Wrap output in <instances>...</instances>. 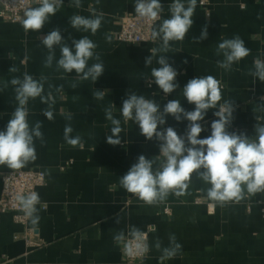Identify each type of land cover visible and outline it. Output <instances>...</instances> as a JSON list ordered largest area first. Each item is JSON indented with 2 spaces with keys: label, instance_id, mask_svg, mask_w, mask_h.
<instances>
[{
  "label": "crops",
  "instance_id": "obj_1",
  "mask_svg": "<svg viewBox=\"0 0 264 264\" xmlns=\"http://www.w3.org/2000/svg\"><path fill=\"white\" fill-rule=\"evenodd\" d=\"M160 2L163 12L153 29L171 15L172 0ZM134 13L135 0H81L79 8L73 0H64L39 32L25 31L22 24L0 18V130L6 128L17 106L13 78L22 79L24 73L36 80L45 77L44 95L51 92L55 101L52 120L42 114L48 105L39 97L28 101L29 125L41 122L43 141L34 140L36 159L23 169L45 175L44 184L37 189L40 219L33 225L28 217L27 225L22 226L14 222L11 213L0 212V264H264V193L222 206L207 199L209 185L194 173L184 195L170 193L163 202L148 205L119 183L140 154L152 158L159 151L158 143L145 139L135 122L123 119L120 110L129 92L161 106L179 100L186 110H192L194 105L183 96V86L194 77L212 75L220 81V103L234 102V119L228 130L254 135L256 118L264 122V82L249 72L256 58L264 60V0H207L205 6L196 0L194 23L184 39L170 41L169 50L157 51L147 66L145 58L152 55L151 49L161 47L160 38L139 44L117 40L119 18ZM74 15L102 16L101 26L95 34L75 29L70 23ZM204 26L208 38L196 42L194 37L200 36ZM57 28L63 44L71 46L73 40L87 36L97 45L88 65L102 62L104 73L95 82L57 68L60 46H54L52 66L45 67L49 53L41 41ZM236 35L244 40L250 54L230 70L222 69L217 65L223 60L217 55L218 44ZM160 55L167 56L178 71L179 87L167 95L151 76L152 68L160 67ZM11 67L17 71H9ZM97 90L105 92L103 99L94 98ZM110 106L113 116L121 121L120 145L106 142L112 134L111 122L105 118V109ZM216 110H208L199 138L210 135ZM187 123L168 116L165 127L172 126L183 135ZM66 125L72 127V137H80V144L72 146L65 141ZM9 169L0 165V191L1 176ZM133 225L147 233L149 251L143 259L127 262L122 245L118 246L113 236L120 231L127 234ZM28 230L30 242L40 246L26 243L23 237ZM172 234L181 248L174 256L162 259V249L174 246L169 240ZM157 241L160 249L155 246Z\"/></svg>",
  "mask_w": 264,
  "mask_h": 264
},
{
  "label": "clouds",
  "instance_id": "obj_2",
  "mask_svg": "<svg viewBox=\"0 0 264 264\" xmlns=\"http://www.w3.org/2000/svg\"><path fill=\"white\" fill-rule=\"evenodd\" d=\"M38 7H27L21 24L25 31L39 32L62 7L64 0H37ZM74 6L79 8L81 0H73ZM196 7V0H172L169 5L170 18L163 19L158 29L151 31L153 39L160 38L162 45L159 49H151L152 55L145 58V65H150L157 51L167 52L170 41H181L193 25L192 19ZM163 5L160 0H135V13L137 17L148 22L160 20ZM102 16L84 17L74 15L70 19L71 26L75 29L91 31L95 34L100 28ZM208 38L207 26L201 30L199 37H194L196 42ZM63 36L57 28L43 37L41 43L48 49L45 67H51L55 58L54 46H60V58L56 61L58 69L72 73L75 71L78 79L95 82L104 73L102 62L88 65L94 56L97 45L87 36L73 40L72 45L63 44ZM250 54V49L245 47V42L239 35L231 39H224L218 44L217 55H222L223 60L217 61L218 67L230 70L234 63L239 62ZM99 60V56H96ZM158 68H152L151 76L154 83L164 94H171L179 84L176 81L178 71L169 63L167 56L160 55ZM187 63V61H185ZM17 71L15 67L9 69ZM259 81L264 82V60L256 58L253 69L249 72ZM36 80L28 73L23 78L15 77L11 80L14 86L17 106L12 112L6 128L0 130V165L10 169H21L30 160L36 159L35 139L43 141L41 122L37 121L30 127L28 122L29 99L40 98L41 103L48 107L42 114L48 119L54 118L52 93L44 95V80ZM7 87V83H5ZM52 86L49 85V88ZM75 88L76 84L73 83ZM62 88V86H60ZM57 89V91L60 90ZM104 91L97 90L95 99H103ZM183 96L189 104L194 105L192 110H186L179 100H169L163 106L154 100L146 99L134 92L128 93L122 101L120 110L123 119L135 122L140 134L145 139L158 143V154L147 158L140 154L135 163L121 176L120 185L136 196L145 204L152 205L166 200L170 193L176 196L184 195L195 173L196 178L209 185L206 189L207 199L220 205L239 203L246 196L264 193V122L257 117L254 125V135L244 132H230L228 129L234 119V102L222 100L220 81L208 75L194 77L183 86ZM114 106V105H113ZM113 106L105 109V118L111 122V135L106 137L110 145H120L122 132L121 121L113 116ZM210 109L217 118L210 124V135L199 138L204 127L202 121ZM264 110V109H262ZM171 116L177 122L187 121L186 131L178 134L172 126L165 127L167 117ZM69 120L71 116L67 117ZM73 129L70 125L64 128V139L72 146L80 144V137H72ZM82 146V145H81ZM24 214L36 225L40 219L37 214V205L41 203L40 196L35 191L19 194L17 197ZM119 223L118 217L115 218ZM118 246H123V252L129 257L145 254L149 251L147 233L136 227L130 226L127 234L120 231L113 236ZM171 248H163L162 259L174 256L181 248L176 242L174 234L169 236ZM156 248L160 249L157 241Z\"/></svg>",
  "mask_w": 264,
  "mask_h": 264
},
{
  "label": "built area",
  "instance_id": "obj_3",
  "mask_svg": "<svg viewBox=\"0 0 264 264\" xmlns=\"http://www.w3.org/2000/svg\"><path fill=\"white\" fill-rule=\"evenodd\" d=\"M207 0H198V5L205 6ZM39 6L37 0H0V18L5 21L21 24L24 11L27 7ZM240 8H244L241 5ZM157 21L148 22L137 17V14L124 15L119 18L117 40L127 44L153 42L151 31ZM45 175L42 171L33 169H9L1 176L0 212H9L15 223L27 225L28 217L20 207L17 196L37 189L44 184ZM167 213V210L164 211ZM30 230L26 231L24 240L30 246L38 247L39 243L30 242ZM123 252V246H122ZM125 261L134 262L141 260L145 254L129 257L123 252Z\"/></svg>",
  "mask_w": 264,
  "mask_h": 264
}]
</instances>
